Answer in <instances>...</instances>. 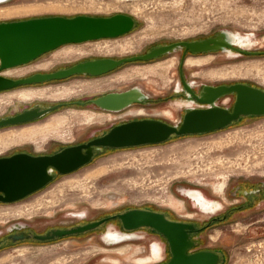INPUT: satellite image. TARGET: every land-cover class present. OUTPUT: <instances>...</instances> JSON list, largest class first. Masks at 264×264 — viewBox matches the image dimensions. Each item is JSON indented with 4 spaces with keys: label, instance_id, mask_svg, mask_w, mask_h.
Segmentation results:
<instances>
[{
    "label": "rangeland",
    "instance_id": "374dc122",
    "mask_svg": "<svg viewBox=\"0 0 264 264\" xmlns=\"http://www.w3.org/2000/svg\"><path fill=\"white\" fill-rule=\"evenodd\" d=\"M26 6L38 9L14 11ZM7 9L14 10L0 14V21L115 13H126L135 19L134 27L123 35L89 41L114 44L108 52L95 51L57 61L60 49L80 43L64 44L26 64L2 71L12 78L52 71L86 58L140 54L155 45L201 39L221 30L253 38L245 46L248 50H264V0H7L0 5V11ZM181 55L178 49L152 60L124 64L100 76L76 75L0 91L1 96L22 88L56 89L78 81L94 86L87 91L77 90L67 98L15 99L0 106V117L34 105L70 102L132 86L140 87L151 99L145 105H131L112 113L69 103L33 121L1 127L0 156L19 149L51 153L135 117L161 116L178 122L186 106L179 81ZM182 71L194 90L204 83L233 82L264 89V53H187ZM114 78L118 81L110 83ZM232 101L233 95H228L218 103L230 107ZM27 133L31 137H21ZM190 187L217 200L219 208L201 211L183 192ZM133 207L162 211L171 218L201 225L225 215L197 234V248L221 254L217 264H264V115L241 116L224 128L171 136L158 144L106 148L77 170L56 174L34 193L14 202H0V264H139L135 259L150 255L153 243L160 246V257L140 264L165 261L170 251L163 235L149 227L125 231L117 218L85 232L49 240H8L13 231L42 233L54 227L68 228ZM108 230L134 236L115 243L104 237Z\"/></svg>",
    "mask_w": 264,
    "mask_h": 264
},
{
    "label": "water",
    "instance_id": "95a60500",
    "mask_svg": "<svg viewBox=\"0 0 264 264\" xmlns=\"http://www.w3.org/2000/svg\"><path fill=\"white\" fill-rule=\"evenodd\" d=\"M2 1V0H0ZM135 24L133 16L115 13L107 16L77 14L74 16L47 15L0 21V91L18 86L63 80L76 75L100 76L118 67L136 61H148L172 51H182L180 68L187 53L200 54L211 51H231L239 54L258 55L264 50H248L231 40L229 30H221L213 36L193 40H178L159 44L149 50L124 57H98L75 62L52 71L34 72L12 78L2 74L11 67L26 64L42 54L69 43H82L100 38L116 37L129 32ZM233 35V34H232ZM186 99L192 101L184 106L178 122L158 117H140L111 126L103 134L89 140L67 145L51 154L16 152L0 156V202L20 200L52 181L55 173L67 174L91 161L95 151L101 148L134 147L158 144L171 136L201 134L228 126L241 116L264 115V89L245 82L202 84L196 93L193 83L181 74ZM233 95L231 106L218 103L219 99ZM148 98L140 87L109 91L89 100L93 107L109 111H121L133 103ZM69 103L34 105L16 113L0 117V128L33 121L48 112ZM195 104V105H194ZM110 217H117L126 230L150 227L162 234L169 245L170 258L162 264H217L221 254L209 249L191 251L194 241L190 232L192 222L168 219L163 212L147 208H130L111 216L92 220L68 228H51L45 233L33 234L37 240H49L94 229ZM12 241L28 238L24 232L8 235Z\"/></svg>",
    "mask_w": 264,
    "mask_h": 264
},
{
    "label": "bare ground",
    "instance_id": "6f19581e",
    "mask_svg": "<svg viewBox=\"0 0 264 264\" xmlns=\"http://www.w3.org/2000/svg\"><path fill=\"white\" fill-rule=\"evenodd\" d=\"M122 1H125V0H122ZM134 1L137 2L139 0H134ZM5 2H7V0L0 1V5L5 3ZM21 9L17 8L15 10L14 9L13 10L19 12V11L34 10V9H38V8L37 7H33V6L32 7H30V6L27 7L26 6V7H21ZM13 10L11 11V10L7 9V10L2 11V12L0 11V14L4 15L6 13H9L10 11L13 12ZM231 33L233 34V35L232 34L230 35L231 40L233 42L238 43L241 46H247L253 40V38L250 39L246 35H245L246 36L245 37V36H241V35H239L237 33H233V32H231ZM263 40H264V38H263ZM254 43H255V41H254ZM113 45L112 44H108L107 42H104V41L103 42H99V41H95V42L85 41L84 43L82 42V44L80 43L79 45H69L67 47H64V48L60 49L61 51H58V53L56 54L55 60L58 61L59 59H64V58H68V57H70V58L74 57L75 58V56L84 55V54L95 52V51L108 52V51L114 49V47H111ZM45 63H46V61H45ZM43 68H44V66H43ZM117 81H118V78L117 79L114 78V79L110 80V83L117 82ZM93 87L94 86H92L91 83H84L82 81H78V82L72 83L70 85H66L64 87L56 88V89H46V88H38V89L37 88L28 89L27 88V89H23L22 88V89H19L17 91H12V92L6 93L4 95H1L0 96V106L2 107V106L8 104L9 102H11V101H13L15 99L16 100H21V101H31L33 99H42L44 97L67 98V97L71 96L72 94H74L75 92H77V90H79V91H87V90L93 89ZM183 102H185V104H187V105H190L192 103V101L187 100V99H184ZM31 135H32L31 133H27V134H24V136H21V137H31ZM183 192L189 199L192 200L193 204L196 207H198L203 212H206V213L213 212V211H216L219 208L220 203L217 200L208 198L207 196H205L198 189H192L191 187L190 188H184ZM131 236H134V234H129L127 232L125 233V232H121V231L119 232V231H116V230L115 231L114 230L113 231L112 230H108L104 234V237L106 239H108L109 241L115 242V243L116 242H120V241L125 240V239H128ZM150 251H151L150 255H148L146 258L142 257V258H137L135 260L140 264V263H146L149 260L153 261L152 259H156V258L160 257V246L158 245V243H153L151 245V247H150Z\"/></svg>",
    "mask_w": 264,
    "mask_h": 264
},
{
    "label": "flooded vegetation",
    "instance_id": "af4514ba",
    "mask_svg": "<svg viewBox=\"0 0 264 264\" xmlns=\"http://www.w3.org/2000/svg\"><path fill=\"white\" fill-rule=\"evenodd\" d=\"M94 58H98V57H92V58H86V59H82V60H78V61H76V62H79V61H84V60H88V59H94ZM73 63H75V62H73ZM73 63H71V64H73ZM71 64H69V65H71ZM68 66V65H67ZM63 67H66V66H63ZM61 68V67H60ZM58 69V68H57ZM181 74L184 76V74H183V71H182V68H180L179 67V81H180V84H181V90L180 91H182L181 93H182V95L184 96V99H186V96H187V94H186V92H184V89H183V86H182V83H181ZM87 76H90V75H87ZM67 79V78H66ZM24 86V85H23ZM202 87V86H201ZM201 87H200V89H198V90H194L196 93H198L200 90H201ZM9 90V89H8ZM113 91V90H112ZM107 92H109V91H104V92H101V93H98V94H95V95H91V96H87V97H84V98H76V99H73V100H71L70 102H73V101H82V102H84L83 104H77V103H75L76 105H78V106H92L93 107V105L92 104H90L89 103V100L90 99H92V98H95V97H97V96H99V95H102V94H105V93H107ZM150 100L151 99H149V97L146 99V101H143V102H140V103H133L132 104V106L133 105H145V104H147V103H149L150 102ZM71 104H73V103H71ZM42 106V105H41ZM131 106V105H130ZM98 110H100V111H102V112H104V113H112V112H109V111H104V110H101V109H98ZM124 110V109H123ZM122 111V110H121ZM119 112V111H118ZM183 114V113H182ZM135 118H140V117H135ZM131 119H134V118H131ZM127 120H130V119H127ZM124 121H126V120H121V121H118V122H116V123H113V124H111L110 126H109V128L111 127V126H113V125H115V124H118V123H121V122H124ZM108 128V129H109ZM107 129V130H108ZM107 130H104V131H102L101 133H99V134H97V135H100V134H103L104 132H106ZM97 135H95V136H97ZM94 137V136H93ZM92 138V137H91ZM90 139V138H89ZM88 139V140H89ZM85 141H87V140H85ZM85 141H81V142H78V143H82V142H85ZM78 143H74V144H78ZM70 145H72V144H70ZM67 146V145H66ZM141 146V145H140ZM63 147H65V146H63ZM63 147H61V148H63ZM60 148V149H61ZM107 148V147H106ZM106 148H101L100 150H98V151H95L94 152V154H93V157H94V155L96 154V153H98V152H100V151H103V149H106ZM122 148H126V147H122ZM110 149H113V148H110ZM59 150V149H58ZM58 150H55V151H53V152H51V153H54V152H56V151H58ZM16 152H26V153H30V154H51V153H32L31 151H29V150H27V149H19V150H16V151H14V152H11V153H9V154H6V155H10V154H13V153H16ZM1 156H5V155H1ZM92 157V158H93ZM56 174H58V173H55V175ZM247 195H249V192H247L246 193ZM238 207V206H237ZM133 208H139V207H133ZM127 209H130V208H127ZM127 209H125V210H127ZM148 209V208H147ZM125 210H123V211H125ZM152 210V209H151ZM156 211V210H155ZM118 212H122V211H118ZM118 212H114V213H111L110 215H106V216H102V217H100V218H103V217H107V216H111V215H113V214H116V213H118ZM160 212H162V211H160ZM164 213V215L168 218V219H171V220H177V221H183V222H192L193 223V225H194V229L190 232V237H191V239L194 241V245H193V247H192V249H191V251H197V250H202V249H209V248H197V239H198V237H197V234H199L200 232H202V231H204V229H207L210 225H211V223L213 222V221H216V220H220V219H222V217H225V215L224 216H222V217H219V216H217V217H212L209 221H207V222H205L204 224H199V222H196V221H192V220H188V221H185V220H179V219H174V218H171L169 215H167L165 212H163ZM100 218H98V219H100ZM111 218H117V217H110L109 219H107L106 221H108V220H110ZM118 219V218H117ZM95 220H97V219H95ZM92 221V220H91ZM106 221H104V222H106ZM120 221V220H119ZM86 222H89V221H86ZM86 222H83V223H86ZM103 222V223H104ZM83 223H80V224H83ZM121 223V222H120ZM76 225H78V224H76ZM101 225V224H100ZM99 225V226H100ZM75 226V225H74ZM122 226V225H121ZM98 227V226H97ZM145 227V226H144ZM54 228H58V227H54ZM123 228V227H122ZM150 228V227H149ZM49 229H51V228H49ZM49 229H47V230H49ZM47 230H45L44 232H42L41 234H43V233H45ZM91 230V229H90ZM123 230H125V231H128V230H126V229H124L123 228ZM20 232H24V234H28L29 235V237L28 238H23V239H18V240H16V241H19V240H25V239H29V238H31V239H35V238H33L32 236H33V234H36V233H38V232H32V231H27V230H18V231H13V232H11V233H9V234H13V233H20ZM157 232V231H156ZM126 233V232H125ZM159 233V232H158ZM8 234V235H9ZM160 234V233H159ZM162 235V234H161ZM199 236V235H198ZM197 238V239H196ZM166 239V238H165ZM8 240H12L11 238H9L8 237ZM35 240H37V239H35ZM167 241V240H166ZM168 243V242H167ZM169 246V245H168ZM209 250H212V249H209ZM212 251H215V250H212ZM170 256H171V254H170ZM170 256L165 260V261H163V262H161V263H159V264H162V263H164V262H166L169 258H170Z\"/></svg>",
    "mask_w": 264,
    "mask_h": 264
},
{
    "label": "crops",
    "instance_id": "0c3cea01",
    "mask_svg": "<svg viewBox=\"0 0 264 264\" xmlns=\"http://www.w3.org/2000/svg\"><path fill=\"white\" fill-rule=\"evenodd\" d=\"M167 111H168V110H167ZM158 118H163V119H164L165 117H161V116H159Z\"/></svg>",
    "mask_w": 264,
    "mask_h": 264
},
{
    "label": "trees",
    "instance_id": "16d2710c",
    "mask_svg": "<svg viewBox=\"0 0 264 264\" xmlns=\"http://www.w3.org/2000/svg\"><path fill=\"white\" fill-rule=\"evenodd\" d=\"M175 136V135H174ZM171 138V137H170Z\"/></svg>",
    "mask_w": 264,
    "mask_h": 264
}]
</instances>
